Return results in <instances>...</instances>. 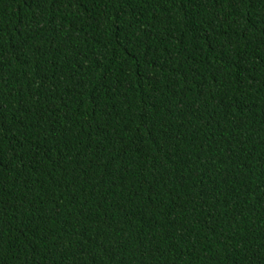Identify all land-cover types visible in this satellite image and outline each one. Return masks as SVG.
Instances as JSON below:
<instances>
[{
	"label": "trees",
	"instance_id": "16d2710c",
	"mask_svg": "<svg viewBox=\"0 0 264 264\" xmlns=\"http://www.w3.org/2000/svg\"><path fill=\"white\" fill-rule=\"evenodd\" d=\"M0 264H264V0H0Z\"/></svg>",
	"mask_w": 264,
	"mask_h": 264
}]
</instances>
